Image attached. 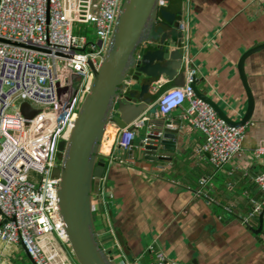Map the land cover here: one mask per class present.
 <instances>
[{
  "label": "crops",
  "instance_id": "0c3cea01",
  "mask_svg": "<svg viewBox=\"0 0 264 264\" xmlns=\"http://www.w3.org/2000/svg\"><path fill=\"white\" fill-rule=\"evenodd\" d=\"M185 25V58L197 70L195 84L240 121L247 97L238 62L253 45L264 43V0H191ZM186 70L175 88L185 85ZM245 73L254 112L240 153L221 169L200 153L204 138L187 119V104L164 118L155 114L156 102L152 103L145 127L135 131L133 152L113 149L124 162L106 160L93 217L98 240L115 264L150 262L154 258L150 245L178 264H264V235L249 229H257L263 216L264 230V207L249 223L242 222L252 203L261 199L255 179L264 171V156L255 158L253 153L264 141V50L246 60ZM165 81L162 78L161 83ZM169 124L179 132L173 159L146 160L139 144L147 129L162 134ZM113 133L106 137L104 151L110 148ZM201 177L211 178L203 189ZM224 206H232L234 216H227ZM61 246L65 263L76 264ZM0 264L33 262L22 246L0 241Z\"/></svg>",
  "mask_w": 264,
  "mask_h": 264
},
{
  "label": "built area",
  "instance_id": "2783aa9c",
  "mask_svg": "<svg viewBox=\"0 0 264 264\" xmlns=\"http://www.w3.org/2000/svg\"><path fill=\"white\" fill-rule=\"evenodd\" d=\"M186 10L191 0H184ZM123 0H0V241L6 246H22L33 264H66L61 245L68 246L58 208L60 179L53 176L78 111L89 93L93 74L111 43L116 18ZM170 0H161L166 6ZM85 26L84 28L81 27ZM185 20L180 30L185 31ZM84 31L86 35L75 33ZM96 37V41L93 39ZM137 60L140 55L136 56ZM186 82L156 100L155 114L167 118L185 104L186 117L204 138L200 149L215 169H221L240 153L245 126L226 124L217 112L196 96L193 85L197 70L184 58ZM131 86V78L124 82ZM154 90L157 87H153ZM126 89L124 90V92ZM39 112L25 119L22 103ZM116 107L107 128L114 131L108 151L100 148V158L123 163L113 152L134 149L135 131L145 127L144 112L123 129L116 127ZM168 129L173 130L172 124ZM158 136H162L161 133ZM264 156V141L253 153ZM211 178L201 177L206 188ZM261 192L242 222L256 217L264 207V171L255 179ZM233 216L232 206H224ZM154 258L145 264L169 262L158 248L150 245ZM143 264V263H134Z\"/></svg>",
  "mask_w": 264,
  "mask_h": 264
},
{
  "label": "water",
  "instance_id": "95a60500",
  "mask_svg": "<svg viewBox=\"0 0 264 264\" xmlns=\"http://www.w3.org/2000/svg\"><path fill=\"white\" fill-rule=\"evenodd\" d=\"M160 2L123 0L111 43L101 63L98 68L88 63L93 82L70 136L66 142L58 144L62 157L53 176L60 179L58 208L76 264H115L114 258L98 240L93 217V201L100 197L106 170V162L99 155L100 148L113 110L116 107V127L125 128L162 94L175 88L176 81L186 70V33L180 30V23L185 20V1L170 0L166 6H160ZM263 50L264 43L255 44L242 54L238 62L239 77L247 97V110L240 121L229 117L200 91L199 86L193 85L196 96L209 104L230 126H246L252 118L255 103L245 63L253 54ZM137 55H140L139 60ZM128 77L132 81L129 87L124 83ZM162 78L166 80L163 83ZM20 112L25 119H32L39 110L25 102L20 105ZM159 133L156 129H147L139 144L144 150L143 156L150 161H171L179 132L166 128L161 137ZM259 222L257 229L249 226L256 236L264 235L263 216L259 217Z\"/></svg>",
  "mask_w": 264,
  "mask_h": 264
},
{
  "label": "rangeland",
  "instance_id": "374dc122",
  "mask_svg": "<svg viewBox=\"0 0 264 264\" xmlns=\"http://www.w3.org/2000/svg\"><path fill=\"white\" fill-rule=\"evenodd\" d=\"M80 27H81V30H82V28H84L85 26L80 25ZM75 33H76V34H79V35H82V34H83V35H86L89 39L91 38L90 34H87V33L84 32V31H80V32H78L77 30H75ZM93 39L96 41L97 38L94 37ZM58 164H60V160H58ZM65 247L67 248V252H66V251H65V252L71 256L70 249H69L67 246H65ZM74 262H75V261H74ZM75 263H76V262H75Z\"/></svg>",
  "mask_w": 264,
  "mask_h": 264
},
{
  "label": "bare ground",
  "instance_id": "6f19581e",
  "mask_svg": "<svg viewBox=\"0 0 264 264\" xmlns=\"http://www.w3.org/2000/svg\"><path fill=\"white\" fill-rule=\"evenodd\" d=\"M76 119H77V117H76ZM106 129H107V130H106V132H105V136L108 137V138H110L109 136H110L111 132H113V131H111L110 128H107V127H106ZM107 134H108V136H107ZM113 134H114V133H113ZM112 137H113V136H112ZM103 140H104V139H103ZM105 141H106V138H105ZM101 145H102V143H101ZM59 214H60V213H59ZM24 250H25V249H24ZM25 252H26V251H25ZM26 253H27V252H26Z\"/></svg>",
  "mask_w": 264,
  "mask_h": 264
},
{
  "label": "trees",
  "instance_id": "16d2710c",
  "mask_svg": "<svg viewBox=\"0 0 264 264\" xmlns=\"http://www.w3.org/2000/svg\"><path fill=\"white\" fill-rule=\"evenodd\" d=\"M102 160H104L105 162H106V159L105 158H101ZM234 214H235V212H234ZM234 214H233V216H234ZM72 256V255H71Z\"/></svg>",
  "mask_w": 264,
  "mask_h": 264
}]
</instances>
